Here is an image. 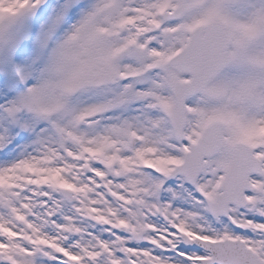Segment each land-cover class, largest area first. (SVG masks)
<instances>
[{
  "label": "snow or ice",
  "instance_id": "1",
  "mask_svg": "<svg viewBox=\"0 0 264 264\" xmlns=\"http://www.w3.org/2000/svg\"><path fill=\"white\" fill-rule=\"evenodd\" d=\"M0 264H264V0H0Z\"/></svg>",
  "mask_w": 264,
  "mask_h": 264
}]
</instances>
